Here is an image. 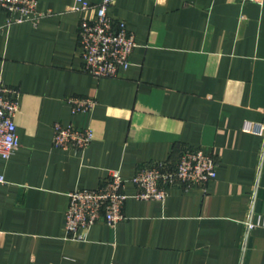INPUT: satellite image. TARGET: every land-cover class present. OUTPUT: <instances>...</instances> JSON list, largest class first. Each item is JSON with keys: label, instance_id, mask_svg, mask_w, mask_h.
<instances>
[{"label": "crops", "instance_id": "crops-1", "mask_svg": "<svg viewBox=\"0 0 264 264\" xmlns=\"http://www.w3.org/2000/svg\"><path fill=\"white\" fill-rule=\"evenodd\" d=\"M92 3L101 0H88ZM74 0H39L36 22L6 25L0 73L17 90L20 144L0 157V264H264V2L113 0L137 45L119 76L83 65ZM93 96L72 112L67 96ZM56 121L90 125L84 149L52 143ZM187 147L216 160L203 186L175 182L165 200L126 183L125 218L67 236L68 193L111 170L131 178ZM253 226L246 231L247 221Z\"/></svg>", "mask_w": 264, "mask_h": 264}, {"label": "built area", "instance_id": "built-area-1", "mask_svg": "<svg viewBox=\"0 0 264 264\" xmlns=\"http://www.w3.org/2000/svg\"><path fill=\"white\" fill-rule=\"evenodd\" d=\"M259 3L264 0H253ZM113 0L92 3L74 0L72 8L84 14L78 25V44L84 69L96 78L119 76L131 63V54L137 45L135 34L126 22L109 13ZM39 0H0V10L7 12L6 25L16 22L36 23L43 15ZM18 92L8 86L0 73V157L9 158L20 141L15 114ZM72 112H88L96 104L93 96H67ZM254 132L264 138V121L251 124ZM94 137L90 125H75L56 121L53 124L52 143L60 148H86ZM217 175L216 160L212 153L202 148H185L176 161L164 159L146 162L138 167L131 178H125L120 170H111L95 187H78L68 193L65 210L67 236L85 240L90 227L104 220L114 224L125 218L124 203L128 196L126 183L136 186L134 196L138 199L165 200L169 187L175 182L203 186ZM5 176L0 172V182ZM253 226L247 221L246 231Z\"/></svg>", "mask_w": 264, "mask_h": 264}]
</instances>
